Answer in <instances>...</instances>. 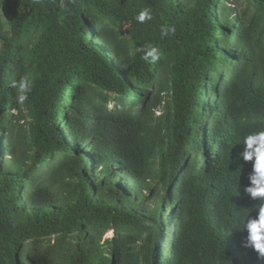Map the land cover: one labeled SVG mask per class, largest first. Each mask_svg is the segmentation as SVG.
Segmentation results:
<instances>
[{"label": "trees", "instance_id": "1", "mask_svg": "<svg viewBox=\"0 0 264 264\" xmlns=\"http://www.w3.org/2000/svg\"><path fill=\"white\" fill-rule=\"evenodd\" d=\"M256 130L264 0H0V264H264Z\"/></svg>", "mask_w": 264, "mask_h": 264}, {"label": "clouds", "instance_id": "2", "mask_svg": "<svg viewBox=\"0 0 264 264\" xmlns=\"http://www.w3.org/2000/svg\"><path fill=\"white\" fill-rule=\"evenodd\" d=\"M63 8V3L60 4ZM153 19L152 9L142 8L136 15L135 20L139 24H145ZM176 29L172 25L165 24L161 27V38L168 37L175 33ZM142 53L144 61L155 62L160 59L161 53L157 47L148 46L134 48L130 51L131 56ZM11 87L17 92V99L23 103L28 98L30 92V80L22 77L19 81H12ZM243 151L239 158L244 162H252V170L248 176L249 183L244 187V193L252 200L259 202L248 208V212L240 220L237 227L242 233L247 235L241 241V247L251 249L258 254V259H264V130L253 131L243 137ZM255 212V216L251 213ZM110 235V233H109Z\"/></svg>", "mask_w": 264, "mask_h": 264}, {"label": "rangeland", "instance_id": "3", "mask_svg": "<svg viewBox=\"0 0 264 264\" xmlns=\"http://www.w3.org/2000/svg\"><path fill=\"white\" fill-rule=\"evenodd\" d=\"M16 112V111H15ZM160 112V109H157V114ZM8 158H10V156H8ZM109 233H110V235H109ZM107 235H106V237L105 238H107V237H112V236H114L115 235V231L113 230V231H110Z\"/></svg>", "mask_w": 264, "mask_h": 264}]
</instances>
